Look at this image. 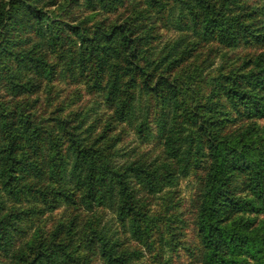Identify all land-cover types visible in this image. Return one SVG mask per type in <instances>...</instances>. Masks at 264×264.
Here are the masks:
<instances>
[{
  "label": "trees",
  "instance_id": "1",
  "mask_svg": "<svg viewBox=\"0 0 264 264\" xmlns=\"http://www.w3.org/2000/svg\"><path fill=\"white\" fill-rule=\"evenodd\" d=\"M74 3L88 12L62 18ZM162 28L176 36L160 40ZM19 32L35 34L25 49ZM190 37L248 51L196 80L177 65ZM57 73L85 79L105 111H31ZM0 86V264H88L90 250L141 264L154 243L142 193L198 170L200 264H264V0H0ZM123 123L162 156L120 158ZM70 206L108 208L114 229L73 218L42 231Z\"/></svg>",
  "mask_w": 264,
  "mask_h": 264
},
{
  "label": "rangeland",
  "instance_id": "2",
  "mask_svg": "<svg viewBox=\"0 0 264 264\" xmlns=\"http://www.w3.org/2000/svg\"><path fill=\"white\" fill-rule=\"evenodd\" d=\"M121 11L122 8L119 7L114 15H120ZM87 12L88 10L83 5L74 3L60 13L62 18L75 22ZM101 17L114 16L113 12H102L99 18L95 17V19ZM173 32L171 29L166 31L163 28L159 29L158 33L161 34L159 39L176 36ZM16 36L21 41L20 44L15 46L18 49H25L28 40L31 41L35 38V34L32 32H19ZM188 43H190V46L186 48L187 54L184 55L183 59L178 60L177 65L185 70V75L193 74L196 80H201L204 74H214L219 67L227 65L226 70H228L229 67L236 65L238 58L248 51L243 47L230 50L222 47L217 42L206 44L191 37ZM249 50L253 51V49ZM11 63L12 60L5 61L4 69ZM196 73L198 75H195ZM206 89L207 87L203 86L202 91H206ZM8 97H10L9 92L7 90L5 92L0 86V99H7ZM29 97L36 99L31 111L43 119L50 116L51 112L59 106H63L67 114L85 112L91 108H95L94 112L97 111L96 113L105 111V106L100 102L101 96L89 89L85 79L72 82L60 73H57L51 80L46 79L41 90ZM97 101L98 104H96ZM94 112L88 119L93 117ZM123 124L125 125H120L117 128V131H119L123 127L121 131L123 132V138L117 146L120 148L118 152L122 154L120 158H135L144 153L149 159L162 156V145L158 140L153 139L147 143H141L134 134L133 129L126 123ZM195 173H190L188 176L181 178L178 185L165 189L160 193L152 195L142 193L144 203L154 217V221L151 222L154 243L150 248V253L146 249L143 251L141 264H200L199 257L201 254L199 253L195 219L196 200L200 188L198 175H201L202 172L198 170ZM76 207H61L47 212L39 222L42 231L52 229L59 220L69 222L73 218H77L76 221L81 224L86 221L93 224H96L97 221H100V224L112 223L111 229H114L116 221L108 208L95 207L93 211H89L84 208L76 209ZM120 236L127 244L138 245L130 236H126L124 233ZM88 264H102L98 254L92 250H90Z\"/></svg>",
  "mask_w": 264,
  "mask_h": 264
}]
</instances>
